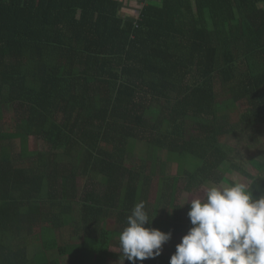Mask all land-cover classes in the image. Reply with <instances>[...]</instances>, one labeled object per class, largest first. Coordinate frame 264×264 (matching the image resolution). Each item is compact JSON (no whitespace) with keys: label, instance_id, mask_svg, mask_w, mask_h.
I'll return each mask as SVG.
<instances>
[{"label":"trees","instance_id":"1","mask_svg":"<svg viewBox=\"0 0 264 264\" xmlns=\"http://www.w3.org/2000/svg\"><path fill=\"white\" fill-rule=\"evenodd\" d=\"M10 107L0 264H62L55 251L70 264L120 262L112 247L139 202L145 226L172 239L136 264H169L192 226L177 205L183 177L221 186L233 170L264 191V0H165L138 19L119 0H0V121ZM229 137L248 161L234 162ZM32 138L52 152L32 153ZM139 143L148 158L128 167ZM18 148L34 161L16 166Z\"/></svg>","mask_w":264,"mask_h":264},{"label":"clouds","instance_id":"2","mask_svg":"<svg viewBox=\"0 0 264 264\" xmlns=\"http://www.w3.org/2000/svg\"><path fill=\"white\" fill-rule=\"evenodd\" d=\"M186 204L192 226L169 264H264V191L257 197L240 182L210 186ZM152 222L145 203L135 204L119 234L120 262L136 264L162 254L172 233L145 226Z\"/></svg>","mask_w":264,"mask_h":264},{"label":"rangeland","instance_id":"3","mask_svg":"<svg viewBox=\"0 0 264 264\" xmlns=\"http://www.w3.org/2000/svg\"><path fill=\"white\" fill-rule=\"evenodd\" d=\"M130 16H127L129 18ZM240 109L244 111L246 109V104L241 103L239 105ZM19 120V117L15 111L14 108L10 107L5 109V116L2 121H0V131L3 132H8L10 131L11 127L13 124H15ZM222 145L224 146L225 150L230 153L232 156V159L234 162L238 164L239 162V157L236 155L240 154V156H243L245 160L248 161L250 155L253 154L251 149H248V146L245 143H242L234 138H226L222 140ZM30 151L32 153H43L45 155H49L52 152V147L44 140L41 139H31L30 143ZM25 154L22 153V150L18 148V152L15 156V165L16 166H25L28 163L34 161V157H24ZM149 155V149L147 145L145 144H133L132 149L129 152L128 155V167H135L137 164H140L143 161H146ZM161 158L167 159L165 154H161ZM249 172L253 175L255 173L251 168L248 169ZM186 172H188V169H185ZM179 172V166L177 163H171L168 166L167 174L169 177H174L177 176ZM227 179L225 182L220 186V187H226V186H231L233 183L240 182V183H245L249 185V181L243 179L241 176L236 174L233 170H230L227 174ZM210 186H215V185H202L199 181L191 180L188 176H185L181 179V182L179 184V191L177 193V205L180 207H183L186 203L190 202L191 199L199 197H203L205 190L210 187ZM153 210L155 203H152ZM190 206V204H186L183 208H187ZM163 207H159L158 209V214L156 216L159 219L166 220L167 215L163 212ZM119 242V241H118ZM119 244H115L112 247V251L114 252H119L120 248L118 246ZM37 250H40V247L37 243H34L30 247V255L33 256L34 253L37 252ZM50 257L52 259L54 258H60L62 264H70V260L68 257H61L57 251L51 252ZM109 264H122V262H118L117 260H111Z\"/></svg>","mask_w":264,"mask_h":264},{"label":"crops","instance_id":"4","mask_svg":"<svg viewBox=\"0 0 264 264\" xmlns=\"http://www.w3.org/2000/svg\"><path fill=\"white\" fill-rule=\"evenodd\" d=\"M122 5L123 15L127 19H138L141 17L143 10L149 5L161 6L165 0H158L157 3L151 4L147 0H119Z\"/></svg>","mask_w":264,"mask_h":264},{"label":"built area","instance_id":"5","mask_svg":"<svg viewBox=\"0 0 264 264\" xmlns=\"http://www.w3.org/2000/svg\"><path fill=\"white\" fill-rule=\"evenodd\" d=\"M147 1H148V3H151V4H155L158 2V0H147Z\"/></svg>","mask_w":264,"mask_h":264}]
</instances>
